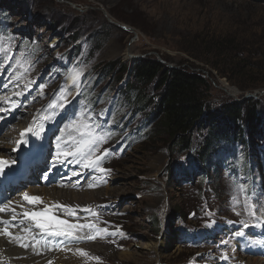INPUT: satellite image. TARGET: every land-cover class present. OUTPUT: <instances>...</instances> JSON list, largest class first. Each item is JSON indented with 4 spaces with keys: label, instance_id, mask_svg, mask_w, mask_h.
I'll return each mask as SVG.
<instances>
[{
    "label": "rangeland",
    "instance_id": "1",
    "mask_svg": "<svg viewBox=\"0 0 264 264\" xmlns=\"http://www.w3.org/2000/svg\"><path fill=\"white\" fill-rule=\"evenodd\" d=\"M147 56L170 67L203 69L205 100L214 109L254 98L262 131L249 154L250 181L240 143L216 144L206 170L199 168L207 130H194L190 149L170 144L155 120L124 103L130 73L118 79L93 71L114 61L132 67ZM72 75L81 79L74 92L67 82ZM8 77L19 89L40 79L36 103L56 99L66 113L69 105L79 106L75 129L103 137L95 156L109 150L104 164L71 196L85 192L77 200L89 210L87 219L78 215L73 222L94 225L74 230L79 243L73 247L100 233L99 241L80 250L102 256L98 264H219L232 256L234 225L264 222V0H0V81ZM120 88L119 96L111 92ZM147 92L154 95L153 85ZM90 97L99 98L95 106ZM263 234L243 233L256 241ZM219 239L231 247L215 248ZM155 242L134 259L121 257Z\"/></svg>",
    "mask_w": 264,
    "mask_h": 264
},
{
    "label": "trees",
    "instance_id": "2",
    "mask_svg": "<svg viewBox=\"0 0 264 264\" xmlns=\"http://www.w3.org/2000/svg\"><path fill=\"white\" fill-rule=\"evenodd\" d=\"M203 70V69H202ZM200 71L186 67H170L154 57H144L133 63L108 64L100 73L118 79L130 73L131 81L125 88V97L144 110L145 118L155 120L156 130L165 132L170 144L181 149H190L191 137L195 129L207 130V136L198 160L202 169L206 159L214 151L216 144L241 143L248 158L255 137L262 131V121L257 112L254 98L225 102L214 109L205 100L204 91L209 88V80ZM153 85L154 95L147 92ZM159 132V131H157ZM175 171L169 172V180H174Z\"/></svg>",
    "mask_w": 264,
    "mask_h": 264
},
{
    "label": "bare ground",
    "instance_id": "3",
    "mask_svg": "<svg viewBox=\"0 0 264 264\" xmlns=\"http://www.w3.org/2000/svg\"><path fill=\"white\" fill-rule=\"evenodd\" d=\"M73 78H75V75L69 77L67 82L69 83L71 90L74 92L79 88L81 79L75 78L74 82ZM61 92H65V88H63ZM62 96L63 94H60V99ZM24 111L25 110L22 107L17 112L16 116H13L8 120V123L10 124L9 127L11 129L4 132L3 137L0 138V141L2 142V144H0V157L11 155V150H8V148H10V146H8V140H12L14 134L19 132L21 128H25L30 125V110L26 112V118L23 123L17 124V127L15 125H11L13 122L18 120V115L24 113ZM53 118L54 114L50 109L44 110L40 113L32 125L34 132L38 133V136H32L21 146L22 149L26 150V152L32 150L33 158L37 160L38 157V160L41 163L53 157V152L48 149V145L46 143V133L49 132L51 136L57 137L65 132L63 127H49ZM55 160L56 159H54L53 163ZM10 165L15 166L16 163L12 161L10 162ZM0 166L4 167V165ZM27 167L28 164H26L25 168ZM35 167H38V164L35 165ZM54 169H56V167H54ZM51 180L56 183L55 186H52L51 188L43 187L40 189L31 188V190L27 192L29 196L39 197V202L30 204L24 199L14 200L12 198L6 204L7 210L0 213V221L12 219L13 214L17 217L15 220L16 223L12 221L10 222L15 224L5 225V223H0V264H49V262L50 264H84L86 262L98 264L103 261V257L96 253H89L88 251H83L84 253L80 252V250L83 249V246L88 244L91 245L94 244V242L96 243L99 241L98 236L94 235V239H91V241L88 239V235L84 236L82 240L87 242L80 244V246L77 247H65L60 245L55 246L49 239L50 235L42 232L40 229V231H34L32 226L35 225V222L28 220L23 216L24 212L31 213L47 211L49 216H54L58 220H66L69 223H74L70 218L74 211L75 216L89 212L84 210L85 204H80L81 200H77L82 197L81 193L85 192L77 193L74 198L76 202L71 199L72 194L76 191L72 189L86 187L92 182V178L88 173L81 170L77 172L74 177H71L70 174L62 173L57 170ZM41 209H43V211H41ZM84 218L87 219V217ZM5 230L11 233V236L6 235ZM230 236V241L234 240L232 235ZM21 244L26 246L21 247ZM155 244L156 242L148 246H143V250L138 253H136V251L135 253L125 251L126 253L122 254L121 257L123 256V258L134 259L137 255H143L150 249V247H155ZM74 249H77L78 251H75Z\"/></svg>",
    "mask_w": 264,
    "mask_h": 264
},
{
    "label": "snow or ice",
    "instance_id": "4",
    "mask_svg": "<svg viewBox=\"0 0 264 264\" xmlns=\"http://www.w3.org/2000/svg\"><path fill=\"white\" fill-rule=\"evenodd\" d=\"M73 79L75 82V78ZM49 107L52 108L53 105H49ZM56 107H64V105H56ZM83 127L89 128V125L84 124ZM28 131H32V129H28ZM102 140H103V137L94 136L93 132L89 130L85 133H82L79 139L69 142L72 148H75V151H72L71 148H69V150L65 152L60 151L61 144H60V141L58 140L57 145H56L57 159L55 160L54 163L57 165H61L66 162V158L78 157L80 162L88 161L87 163H85L84 165L85 167H89V168L97 167L101 163L102 159L107 156L108 151H109V150H105L104 155L97 156L95 160L90 159L96 150L97 144L100 143ZM69 144H65V147L68 148ZM61 156L65 157V159H61L60 158ZM7 163L8 162L6 160H0V165H5ZM99 171L103 173L106 170L103 168H100ZM23 199L25 201H28L30 204H34V203L39 202L40 198L29 196V194L25 192L23 193ZM6 210H7V205H5L4 207H0V213L5 212ZM249 215L254 216L255 212L249 210ZM23 216L26 217L28 220L34 221L36 228L54 237L73 238L74 230L81 229V228H93L94 227V225H91V224L69 223L66 220H58L54 216H49L47 211L31 212V213L24 212ZM16 219H17L16 215L13 214L12 220L15 221ZM244 226L247 227L248 225L245 224ZM105 231L107 230L105 229ZM5 234L11 236V233L7 232V230H5ZM236 235L242 236L243 233L237 232ZM88 239H94V237H88ZM25 246L26 245L21 244V247H25ZM224 259H228V257L225 256Z\"/></svg>",
    "mask_w": 264,
    "mask_h": 264
},
{
    "label": "water",
    "instance_id": "5",
    "mask_svg": "<svg viewBox=\"0 0 264 264\" xmlns=\"http://www.w3.org/2000/svg\"><path fill=\"white\" fill-rule=\"evenodd\" d=\"M255 94V93H254ZM252 96H254V95H252Z\"/></svg>",
    "mask_w": 264,
    "mask_h": 264
}]
</instances>
